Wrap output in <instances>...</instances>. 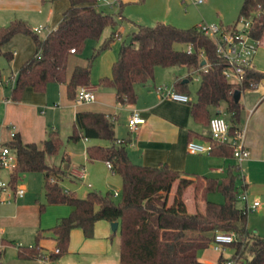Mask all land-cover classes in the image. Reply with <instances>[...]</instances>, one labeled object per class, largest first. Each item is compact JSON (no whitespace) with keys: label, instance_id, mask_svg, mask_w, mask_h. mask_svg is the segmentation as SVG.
Returning <instances> with one entry per match:
<instances>
[{"label":"trees","instance_id":"obj_1","mask_svg":"<svg viewBox=\"0 0 264 264\" xmlns=\"http://www.w3.org/2000/svg\"><path fill=\"white\" fill-rule=\"evenodd\" d=\"M41 2L55 0H40ZM69 6L62 17L46 35L41 36L23 19H13L0 26V55L7 62L13 58L12 51L3 50L14 35H28L35 46L34 53L19 67L15 81L10 86L9 99L20 101L25 88L44 92L47 84L65 83L69 99L76 97L80 86H89L93 60L101 51L111 47L118 32L117 18L113 13L97 8V0H68ZM139 3L144 0H137ZM118 17L121 15L118 14ZM244 17L251 22V34L261 39L264 32V0H242L237 19ZM236 19V20H237ZM110 27L92 57L84 66L76 65L66 80V65L71 53H80L87 39H99L104 28ZM191 46L192 51L186 50ZM73 48L74 52H70ZM199 51H203L207 63L202 70ZM185 67L199 75L194 100H190L192 118L208 126L209 108L223 105L229 114V134L238 130L239 112L242 106L235 100L234 91L253 88L264 79V71L251 68L247 71L242 86L228 82L222 74L224 61L216 53L213 40L205 35L198 25L178 27L171 23L157 22L154 25L136 24L128 40L119 45L117 57L109 75L100 76L97 85L115 91L119 105H131L136 101L134 84L146 83L153 78L155 67ZM189 74V75H190ZM187 81L176 79L174 88L189 94ZM116 117L101 112L79 111L75 114L69 140L80 138L107 140V145L89 144L86 158L89 161L109 162L114 173L121 179V198L115 202L113 192L100 193L90 190L79 197L74 190L65 189L60 182L66 171L51 162L62 146L57 130L49 129L41 141L22 142L15 136L5 144L16 155V166L9 175L14 188L27 172L43 175L44 202L38 203L39 213L46 206L64 204L71 211L45 229H38L30 245H16L19 259L48 257L56 260L68 252L70 231L80 228L85 237L93 236L95 222L106 220L118 222L120 264H205L197 257L199 249L207 248L216 232L234 233L236 239L224 244L230 248L229 256L220 255L218 260H230L232 264H264V236L247 228L248 210L238 207L239 166L235 163L226 169L221 178L205 175H187L170 168L166 163L145 166L133 163L126 150V142L118 141L114 133ZM209 153L224 158H233V149L227 142L213 141ZM175 190L170 195L173 184ZM192 188L195 210L189 212L184 201L187 188ZM219 192L222 202H214L207 194ZM202 203V208H199ZM52 239L54 249L44 252L41 241ZM15 245L12 240H0V259L6 246ZM57 249V252L54 250Z\"/></svg>","mask_w":264,"mask_h":264},{"label":"crops","instance_id":"obj_2","mask_svg":"<svg viewBox=\"0 0 264 264\" xmlns=\"http://www.w3.org/2000/svg\"><path fill=\"white\" fill-rule=\"evenodd\" d=\"M144 1L143 4L151 1V6H155L156 9L162 8L163 4V8H166V11L169 12L172 7L181 9L186 0ZM20 2L21 0H0V9L15 7ZM241 2V0H206L201 4H197L201 5L198 14H190L186 10L181 14L182 18L188 21L186 24L190 25H180L177 23L176 26H185L183 28H186L200 23L232 24L237 19ZM68 6V0L53 1L47 8V13H44L47 25L38 24L33 26V28L41 26L42 29L39 34L41 35L42 30L46 29L44 33L46 35L51 29L55 28L62 17L63 11ZM55 9L60 13L59 17L52 15ZM235 12L236 17L233 20ZM5 13L4 11L0 13V26L6 25L7 22L11 21L12 17H9V20ZM137 20L135 21L136 24H142L140 23L142 22L141 19ZM117 32V37H120V30H117ZM263 41L262 35L253 62L254 69L259 71H264V67H262L264 60ZM2 48L5 51L13 52V58L8 64L5 58L0 55V77L3 79L16 76L20 65L35 50L32 39L22 33L14 35ZM72 54L69 55L66 65L65 75L67 81L74 66H84L87 64L80 59L73 58ZM103 55L102 53L96 59L90 70L91 84L89 86L95 92V98L90 102L75 104L74 100L68 99L65 83H58L56 85L49 83L44 92H35L30 87H27L20 101H11L8 98L10 92L9 85L0 84V142L5 143L9 141L10 130H14L20 136L22 142H35L41 147V141L46 137L49 129L59 130L69 135L75 114L79 111H91L116 117L114 124L115 136L118 141L124 140L126 142L127 154L133 163L145 166H156L160 163H166L170 168L184 172L189 176L199 174L215 178L223 177L226 174L228 166L236 163L235 158L215 156L209 152L190 153L187 151L186 144L190 140L202 143L207 142L204 136L208 135V126L196 122L192 118L189 102H178L162 98L155 89L160 84L172 85L176 79L187 81V76L192 77V74L185 67H155L151 80L146 83L134 84L137 96L136 101L131 105H119L116 102V95L113 89L97 85L100 76L110 74L111 65L117 57V53L111 54L106 61L102 60ZM263 80L253 88L262 85L261 82ZM242 92L240 91L238 100H240ZM188 95L191 101L195 99V97L190 95V91ZM260 96L262 97L261 100H257L258 103L256 101L253 106L249 107L248 113H250V116L244 126H241L240 122L237 124L239 129L243 128L245 130L244 144L249 151L248 158L241 163L243 177L238 181L239 186L242 188L239 194L245 192L248 195V202L242 201L243 204L240 207L246 208L254 200H257L259 205L253 210L259 211L264 210V110L259 108L264 101V89ZM221 106L210 107V116L220 115ZM132 109L140 111L144 119V122L134 131H130L127 124V118ZM226 116L228 122L229 114L227 112ZM84 140L85 142L87 141L83 153L84 163L72 164L68 152L61 159H51L52 163L60 165L65 169L66 175L64 178L71 181L73 184L71 189L73 188L74 191L76 190L74 185L77 187L79 181L82 179L85 180L81 182V185L86 186L87 190L93 188L92 183L87 180L88 172L85 168V162H87L86 147L89 144L101 143L98 141L89 143V139L86 138ZM99 162L104 165L102 167H105L108 173L115 175L106 162L100 160ZM91 165L98 168L99 164L93 162ZM5 172L8 178L10 171ZM23 185L25 186V184ZM175 185L174 183L171 188V196L174 193ZM65 189L70 188L66 186ZM26 191L27 188L25 186L24 195L19 200L17 198L13 199L14 204L11 202L12 204L9 203L10 205L0 206V240L4 238L12 240L15 243V245L5 247L0 264H120L118 225L116 230H112L111 222L106 220L95 222L92 237H85L80 228H73L70 231L68 252L55 261L44 260L42 258H17L16 245L33 244L34 232L36 230L53 226L59 218L66 216L72 209L68 205L55 204L48 205L44 212L39 213L37 199L33 202L30 196L25 195ZM112 191H117V189H113ZM185 193L190 195L188 188ZM210 194L212 192L207 194L209 200H214V202L221 201L218 195L213 194L211 196ZM184 201L187 210L193 212L196 208L193 198L191 200L188 198V201L184 198ZM189 201L193 203L192 208L189 206ZM198 207L202 208V203H199ZM40 243L44 252L54 249V241L52 239H44ZM50 243L53 245H50ZM209 246L214 248L212 244ZM208 247L197 251L198 259L205 264H212L213 261L218 260L220 255L227 257L231 253L223 245L220 250L214 248L217 251V255L212 258H205L204 256H206ZM225 250H228V252L226 253Z\"/></svg>","mask_w":264,"mask_h":264},{"label":"rangeland","instance_id":"obj_3","mask_svg":"<svg viewBox=\"0 0 264 264\" xmlns=\"http://www.w3.org/2000/svg\"><path fill=\"white\" fill-rule=\"evenodd\" d=\"M235 1H238V0H235ZM143 2L139 3L137 0H97L96 3H97L99 10H102L104 12L113 13L114 16L117 18V24L114 30L115 31L120 30L121 33H120V37H115L110 48L101 51L98 55L94 57L93 64L102 53L104 54L102 57L103 58L102 60H106V61H107V58L111 56V54L117 53L121 42L123 40H128L130 33L136 29L135 21L137 19H141L142 22L140 23L146 24V25H154L157 23V21H162V20L166 21L164 23H171L174 25H177V23L180 25H190V24H186L188 23V21L186 19H183L181 14H183L185 10L188 11L190 14H198L200 10V6H201V5H197L193 3L192 0H186L185 3L182 5L181 9L177 7L176 8L172 7V9L168 12L166 11L167 10L166 8H163V4H162V8L156 9L155 6H151V1L146 2V4L145 3L143 4ZM51 4L52 2L50 1L41 2L40 0H21L20 4H17L15 7L7 8V9L5 8L0 9V13L3 11L6 12L5 13L6 17L8 19L9 17H12L11 20L14 18L23 19L31 27L38 25V24H42L46 26L47 24L45 21L44 13H47L48 11L47 8ZM118 14L121 15L122 17H118ZM52 15L59 17L60 13H58V10L55 9ZM235 17H236V12H235L233 20H235ZM180 27H185V26H180ZM110 31H111L110 27H105L99 39L97 40L87 39L83 50L80 53H73L71 56L75 59H80L84 61L85 63H87L88 60L92 57L94 51L99 47L103 39H105L109 35ZM45 32H46V29H43L41 32V36H44ZM263 40H264V33H263ZM71 56H70V59H71ZM8 63L9 62H7V64ZM262 63H263L262 67H264V60ZM7 64H6V67L8 68ZM51 83L55 85L58 84L54 82H51ZM261 83L262 85L256 88L246 89L242 92L241 98L239 100V104L242 106L239 112V122L241 126H244V124L249 119V116H250V113H248L249 107L253 106V104L257 100L260 101L262 98L260 95H261L262 90L264 89V80ZM197 86H198V81H196L194 77L192 76L191 80L188 83V89L192 97H195L196 95ZM259 108L264 110V101L261 103ZM220 110H221L220 115L224 117L225 119H227L226 110L223 105L221 106ZM71 131H72V124H71V130L69 133H71ZM57 132L59 136L62 138L63 143H62L59 153L53 158L61 159L62 156H64L65 153L68 152L70 154V160L72 164L77 165L80 162L84 163L83 153H84L85 143L87 141L85 142L84 138H80L76 141L69 140L68 133L66 134L64 132L62 133L59 130H57ZM94 141H98L101 144L108 143L107 140L89 139V143H92ZM93 162L95 164H99L98 168L91 165V163ZM93 162L89 160L85 162V168L88 172L87 180L92 183L93 188L87 190L86 186L81 185V182L85 180V179H82L81 181H79V185L77 187L74 185V187L76 188L75 193L79 197H83L90 190H94L100 193H105L107 191L113 192L112 191L113 189H117L118 195L112 196V198L115 202L119 201L121 198L120 176L117 175L116 173L115 175L108 173L107 169L105 167H102L104 165L101 162H99V160H94ZM5 171H8V170L5 169L0 172V178L2 180H7V175ZM19 183L25 184L27 188L25 195L30 196L33 202H35L36 199L38 203L44 202V193H43V188H42V185H43L42 173L27 172L21 176ZM60 184L63 188H66L67 186L71 189V187L73 186L71 181L67 178H64L60 182ZM241 189H242L241 186H239L238 193L241 191ZM71 190H73V188ZM191 191L192 189L188 188V192L190 193V195H187V193L184 194V198L187 199V201H188V198L190 200L192 199ZM213 194L218 195L220 197L221 199L220 202L223 201V196L221 195V193L212 192V194L210 195L213 196ZM19 199L21 198H17V200ZM11 202L13 203V201ZM192 204L193 203L192 202L190 203L189 201V206L191 208H192ZM236 204L238 207H240L242 206L243 202L240 199H238ZM7 205H10V204L6 202L0 203V206H7ZM247 228L251 232H255L259 235L264 236V210H261V211L253 210V209L248 210ZM36 231L34 232V234L36 233ZM117 234H118V231H117ZM50 245H53V244L50 243ZM228 250H230V248H228ZM228 250H225V252L227 253ZM215 255H217V251L213 247L209 246L208 249L206 250V256L204 257L212 258Z\"/></svg>","mask_w":264,"mask_h":264},{"label":"built area","instance_id":"obj_4","mask_svg":"<svg viewBox=\"0 0 264 264\" xmlns=\"http://www.w3.org/2000/svg\"><path fill=\"white\" fill-rule=\"evenodd\" d=\"M206 0H192L195 4H201ZM109 3V2H107ZM200 30L207 36H209L216 48L217 55L224 61L222 68V74L228 82L235 86H242L245 81L247 71L253 67L254 57L260 45V39L254 38L251 34V22L244 17L238 18L234 23L229 25L215 24V23H200L198 24ZM36 32L40 33L42 27L37 26L33 28ZM188 52L192 51L191 46H187ZM70 52H74L71 48ZM199 56L202 60H205L203 51H199ZM207 63L201 64L202 70H206ZM192 76L196 81H199V75L192 73ZM15 81V76L9 79H3L0 77V84L12 86ZM156 92L162 98H168L178 102H189L190 96L184 92L177 91L173 84H160L156 86ZM95 98L94 89L90 86H80L77 89L76 97L74 98L75 104H82L85 102L93 101ZM144 119L141 112L137 109H132L128 118L127 124L130 131L136 130ZM229 124L227 120L221 115H213L208 122V131L210 138L219 143L227 142L233 149V158L236 160V164L239 166V179L243 177V169L241 163L248 158L249 151L244 144L245 130L238 129L234 135L229 134ZM10 139L15 136L14 130H10ZM187 151L190 153H202L209 152L210 143H202L196 141H188L186 144ZM107 166L111 168V164L106 162ZM16 166L15 153L5 144L0 142V172L2 170H8L10 173ZM82 175V174H81ZM25 193V186L22 183H18L14 188L11 187L9 182V176L7 180L0 178V203H10L15 198H20ZM118 195L117 191H113V196ZM238 199L243 202H248V195L245 192L238 193ZM259 205L257 200H254L247 210L254 209ZM236 239L234 233L216 232L212 245L217 250H220L224 244L233 242ZM57 252V249L54 250ZM44 260H49L45 257ZM212 264H232L230 260L220 262L219 260L212 262Z\"/></svg>","mask_w":264,"mask_h":264},{"label":"water","instance_id":"obj_5","mask_svg":"<svg viewBox=\"0 0 264 264\" xmlns=\"http://www.w3.org/2000/svg\"><path fill=\"white\" fill-rule=\"evenodd\" d=\"M204 63H205V60H202V61H201V64H204ZM185 81H186V80H185ZM239 94H240V91H239V90H235V91H234V98H235V100H238V98H239ZM117 225H118V222H116V221L111 222V228H112V230H116Z\"/></svg>","mask_w":264,"mask_h":264}]
</instances>
